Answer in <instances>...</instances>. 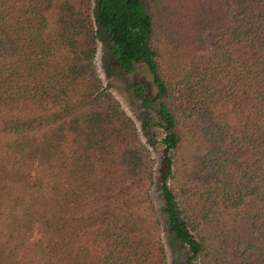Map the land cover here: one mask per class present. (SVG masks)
I'll return each instance as SVG.
<instances>
[{"label": "trees", "instance_id": "16d2710c", "mask_svg": "<svg viewBox=\"0 0 264 264\" xmlns=\"http://www.w3.org/2000/svg\"><path fill=\"white\" fill-rule=\"evenodd\" d=\"M98 45L148 73L145 142ZM162 232L181 264H264V0H0V264H167Z\"/></svg>", "mask_w": 264, "mask_h": 264}, {"label": "rangeland", "instance_id": "374dc122", "mask_svg": "<svg viewBox=\"0 0 264 264\" xmlns=\"http://www.w3.org/2000/svg\"><path fill=\"white\" fill-rule=\"evenodd\" d=\"M101 47L98 45L97 53L95 56V67L98 72L99 77L103 81L105 85H108L111 93L113 96L118 100L120 103L122 109L126 112L127 115H129L135 125L136 128L140 134L141 140L145 142L144 137L141 134V123H140V116L142 109L138 106L137 100L130 95V92L125 86V81H135L138 80L149 89V91H152L148 73L146 72L144 66L138 65L135 72L129 73V74H121V73H114L111 77L107 78L105 77L103 70L101 68L100 64V57H101ZM147 147L150 151L151 157L154 162V173L155 176L157 175L156 169L159 164L160 156H161V148L158 143H154L153 145L147 144ZM198 154V147L195 142H192L188 145H184V147L173 156V158L177 159L178 162H181L180 160H186L188 163V166L194 167V160L196 159V156ZM179 164V163H178ZM180 165V164H179ZM178 165V166H179ZM179 171H181V167L179 166ZM176 179L173 180V185L175 190H179L181 188V185L183 183V180L181 179V173L176 172L175 174ZM152 196L155 200L156 207L158 206V197L156 196V193L153 191ZM235 231H230L229 233V239L235 238ZM239 235V233H238ZM214 242L212 243L213 253H211L212 256H216V260L219 259L222 254L220 252L223 251L225 246L227 244H230L229 241L224 239L223 234L217 232L216 236L214 237ZM161 240L164 246L165 254L167 257V264H181L183 260V251L176 250L169 241V236L166 232H162ZM235 240V239H234ZM210 261H213L212 257L210 256ZM214 261V262H215ZM212 263V262H211ZM201 264V263H199Z\"/></svg>", "mask_w": 264, "mask_h": 264}]
</instances>
